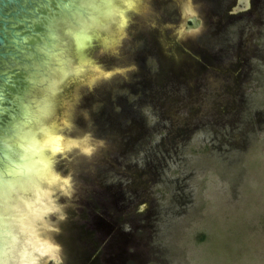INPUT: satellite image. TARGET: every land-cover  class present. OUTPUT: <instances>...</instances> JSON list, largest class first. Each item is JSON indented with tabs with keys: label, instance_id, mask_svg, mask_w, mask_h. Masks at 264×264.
Wrapping results in <instances>:
<instances>
[{
	"label": "rangeland",
	"instance_id": "374dc122",
	"mask_svg": "<svg viewBox=\"0 0 264 264\" xmlns=\"http://www.w3.org/2000/svg\"><path fill=\"white\" fill-rule=\"evenodd\" d=\"M133 1L85 45L120 73L73 84L57 141L85 145L49 151L29 234L64 259L39 260L264 264V0Z\"/></svg>",
	"mask_w": 264,
	"mask_h": 264
},
{
	"label": "water",
	"instance_id": "95a60500",
	"mask_svg": "<svg viewBox=\"0 0 264 264\" xmlns=\"http://www.w3.org/2000/svg\"><path fill=\"white\" fill-rule=\"evenodd\" d=\"M131 2L0 0V17L10 23L14 21L12 24L15 25L21 23L18 25L25 33L28 32L29 22L37 30L28 40L15 34L6 22H1L4 30L11 32L8 36L0 29L4 35L0 38V57L9 60V63H6L7 60L3 63L9 74L0 77L8 82L4 84L10 94L14 93L13 97L22 92L27 94L30 83L42 90V94L37 95L41 97L38 101L32 99L27 104L19 103L21 107L23 105L20 120L15 119L8 131L0 136V264H24L44 161L56 144L59 129L66 119L75 80L85 66L86 69L96 70L90 64L85 65V45L97 34L112 33L109 31L113 28L120 32V27L124 26L121 22L128 13L138 15L135 11L137 3L130 9L132 11L129 10ZM240 3L249 5L248 0H240ZM8 7L13 11L4 13ZM183 16L184 31L192 33L202 27L203 21L189 10L185 9ZM127 20L129 23L130 18L127 17ZM7 40L12 46L7 47L8 50L16 51L2 52ZM27 41L32 42L30 50L26 46ZM18 50H22L21 54ZM95 72L105 76V82L120 73L119 70ZM28 95L36 96L30 92ZM13 108L18 110L16 106ZM10 121L5 116L2 126L6 127ZM61 135L62 150L85 145V141L81 145L74 140L66 141L64 134ZM57 176L60 177L59 174ZM44 190L49 193L48 188ZM55 252H58L56 246ZM62 256L48 258L63 261Z\"/></svg>",
	"mask_w": 264,
	"mask_h": 264
},
{
	"label": "flooded vegetation",
	"instance_id": "af4514ba",
	"mask_svg": "<svg viewBox=\"0 0 264 264\" xmlns=\"http://www.w3.org/2000/svg\"><path fill=\"white\" fill-rule=\"evenodd\" d=\"M239 3H240V0H239ZM11 11H13V10H11L8 7V9H6L4 11V13H9ZM1 22H4V23L6 22L7 23V27L11 28V29L13 28L14 31H15V34L21 35L23 37H27L28 40L30 39V36L32 35V33L33 34L37 33V30L34 29L35 26L33 25V23H30V22L27 25L28 32H26V33L22 31V29H21L22 26L20 27V25H18V24H21V23H17L15 25V24H12L14 21H12V23H10L11 21L4 20L2 17H0V29L1 30H4V24H2ZM39 22H40V20L38 21V23ZM23 26H24V24H23ZM39 27H41V25H39ZM4 31L6 33L5 35L10 36V32L11 31H9L8 29L7 30L5 29ZM2 36L4 37V35H2L0 33V38H2ZM33 44H36V43H33ZM26 46H28V50L33 48L32 42H29V41H27ZM7 47H12V46H10V43L8 42V40L6 42V46L2 47V52L7 53V52H10V51H16L15 49L8 50L9 48H7ZM18 52L21 54L22 50H18ZM5 60H7V59H4L3 57H0V76H3V77H5V74H9V72H7L6 69L3 67L4 66L3 63H4ZM7 61H6V63H9V60H7ZM4 82H6V81L4 79H2V77H0V136L4 135L6 133L5 132L6 130L8 131V129L12 125V122H14L15 119L16 120H20V116H21L20 114L22 113L23 105L21 107L19 103L27 104V103H30V101H32V99L36 102V101H38L37 99L41 98V97H39L37 95L42 94L41 93V91H42L41 88H39L38 86L34 87V86H32V83H30V88L28 89V93L27 94H26V92H22L21 94L19 93V95H16V96L13 97L14 93H11V94L9 93L10 90L6 87ZM6 83H8V82H6ZM29 92L31 94H35L36 96L35 97L29 96L28 95ZM6 94H8V96ZM12 101L14 103H11ZM11 105L13 107H15V106L18 107V110H15V108L11 107ZM14 111H17V112H14ZM5 116H6V118H9L11 121L9 122V125H7L6 127H3L2 124H3V120H4ZM73 237H74L73 235L70 236V238H73ZM68 254L71 257L72 254L70 255L69 251L67 252L66 256ZM70 260H71V258H70ZM65 261H66V259H65ZM68 261H69V259L66 261L67 264H70V263H68ZM78 264H80V263H78Z\"/></svg>",
	"mask_w": 264,
	"mask_h": 264
},
{
	"label": "bare ground",
	"instance_id": "6f19581e",
	"mask_svg": "<svg viewBox=\"0 0 264 264\" xmlns=\"http://www.w3.org/2000/svg\"><path fill=\"white\" fill-rule=\"evenodd\" d=\"M134 3V1L132 0L131 5L132 6ZM62 145V141H57L56 140V144L54 145V147L51 149V151L56 152L57 150L61 149ZM48 157H46L42 170H41V175L40 177H43L45 175L44 172L49 171V169H47L48 166ZM37 201V200H36ZM40 200L37 201V203ZM42 202V201H41ZM37 203L35 204V208H34V215H39L40 213H43V209L45 208L44 206H42V204L37 205ZM50 207L45 208V210H50ZM35 222H33L31 224V226H33V228L35 227ZM32 228V227H31ZM30 242H28L29 247H27L26 249V255H25V260H24V264H41L39 258L40 257H44L46 255H50V256H55V249L54 246H52L51 243L49 242H44L41 239L38 238V235L35 234V232H33V236L29 237ZM59 254V253H58Z\"/></svg>",
	"mask_w": 264,
	"mask_h": 264
}]
</instances>
